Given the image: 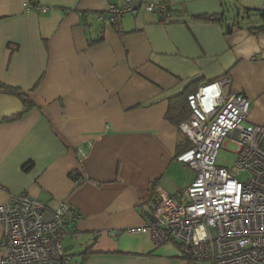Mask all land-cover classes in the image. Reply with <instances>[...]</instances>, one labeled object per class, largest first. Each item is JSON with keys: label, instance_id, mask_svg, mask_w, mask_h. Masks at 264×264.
I'll list each match as a JSON object with an SVG mask.
<instances>
[{"label": "crops", "instance_id": "0c3cea01", "mask_svg": "<svg viewBox=\"0 0 264 264\" xmlns=\"http://www.w3.org/2000/svg\"><path fill=\"white\" fill-rule=\"evenodd\" d=\"M30 1L0 0V83L33 105L0 92V205H69L79 219L62 247L77 264H185L131 232L150 220L154 189L194 180L176 161L190 142L168 102L229 78L224 95L245 96L248 123L264 124V33L249 32L264 26V0H142L169 17L138 9L115 23L107 9L124 0Z\"/></svg>", "mask_w": 264, "mask_h": 264}, {"label": "built area", "instance_id": "2783aa9c", "mask_svg": "<svg viewBox=\"0 0 264 264\" xmlns=\"http://www.w3.org/2000/svg\"><path fill=\"white\" fill-rule=\"evenodd\" d=\"M25 7L32 9L30 0ZM138 9L160 19L169 17L160 1L142 0H124L123 5L108 7L107 14L115 23ZM229 82L221 78L187 96L190 115L178 130L191 146L176 161L195 178L172 195L154 189L150 220L131 232L147 233L155 247L179 244L195 261L264 264V124L248 123L245 96L224 95ZM227 143L236 146L232 170L216 165L217 153ZM242 174L245 181L238 180ZM78 219L67 204L51 208L25 194L11 196L0 205V264H77L62 242Z\"/></svg>", "mask_w": 264, "mask_h": 264}, {"label": "trees", "instance_id": "16d2710c", "mask_svg": "<svg viewBox=\"0 0 264 264\" xmlns=\"http://www.w3.org/2000/svg\"><path fill=\"white\" fill-rule=\"evenodd\" d=\"M250 12H252V11L245 9L243 11L242 19L245 18L244 15L248 16L250 14ZM253 12H258V11L256 10ZM199 19L203 20V21H215V22L222 21V18L211 17V16H201ZM236 26H239V24L236 23L235 25H233V27H236ZM231 27L229 26L227 28V33L230 32ZM249 32L252 34H255V35L262 34V33H264V26L250 28ZM0 92L7 93V94H10V95L18 98L22 102L25 111H27L28 109H30L33 106L32 102L28 99V97L18 89L11 88V87H8V86L0 83ZM188 95H190V94H186V93L181 94L179 96H176V97L170 99L168 102L169 106H168V111L166 114V120L171 125H173L175 127H179V125L181 123H183L190 115V109L188 107L187 100H186ZM20 116L21 115H18L17 117H20ZM186 143L187 144H185V147H183L182 141L178 142V145H177L178 153L185 152L186 150H188L190 148V145L188 144V142H186ZM181 250L183 253L182 258L184 260L190 261L192 259L190 257V255L188 253H186V251L184 249H181Z\"/></svg>", "mask_w": 264, "mask_h": 264}, {"label": "rangeland", "instance_id": "374dc122", "mask_svg": "<svg viewBox=\"0 0 264 264\" xmlns=\"http://www.w3.org/2000/svg\"><path fill=\"white\" fill-rule=\"evenodd\" d=\"M234 152H236V146L232 143H227L225 147H222L216 156V165L228 170H232L235 160H236V155L234 154ZM190 179H194L195 175L191 174ZM246 176L244 174L240 175L238 177V180L240 181H245ZM160 248H163V253L164 254H171V255H179L180 254V250L179 249H183L182 247L179 246V244H172V243H168V244H164L162 246H160ZM187 253V252H186ZM179 258H181V255L178 256ZM185 262V264H211L209 262H200V261H195L193 259H191L190 261L181 259Z\"/></svg>", "mask_w": 264, "mask_h": 264}]
</instances>
